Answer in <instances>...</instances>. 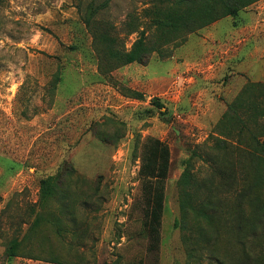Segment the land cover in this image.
I'll use <instances>...</instances> for the list:
<instances>
[{"label": "rangeland", "instance_id": "rangeland-1", "mask_svg": "<svg viewBox=\"0 0 264 264\" xmlns=\"http://www.w3.org/2000/svg\"><path fill=\"white\" fill-rule=\"evenodd\" d=\"M149 1L110 0L102 15L126 49L137 37L125 34L126 15ZM77 3L0 0V264H264V218L253 233L254 213H241L243 245L232 230L235 197L243 187L255 195L253 165H264L244 151L257 147L264 157V137L258 146L217 147L229 103L248 82L264 84V0L109 74L98 69ZM151 139L170 150L157 249L145 225L150 204L140 173ZM188 162L198 192L226 206L210 245L202 236L191 245V232L175 226ZM225 166L234 178L213 173ZM48 176H58V187L42 203L40 180ZM259 193L264 198V182ZM39 213L44 218L30 232ZM187 223L198 230L192 215ZM13 238L34 258L7 256Z\"/></svg>", "mask_w": 264, "mask_h": 264}, {"label": "trees", "instance_id": "trees-1", "mask_svg": "<svg viewBox=\"0 0 264 264\" xmlns=\"http://www.w3.org/2000/svg\"><path fill=\"white\" fill-rule=\"evenodd\" d=\"M254 0H150L149 5L142 11L132 10L126 15L124 21L125 34L137 33L136 39L129 49L125 48L124 37H120L116 27L108 19L103 18L104 11L109 7L110 0H78L77 8L92 35V43L97 56L98 69L103 74H109L113 70L133 62H146L154 51H160L163 46L175 41H181L189 33L195 32L225 15H236L240 9L249 5ZM261 82H248L238 96L229 103L226 111L220 118L217 129L222 137L217 139V147L228 150L235 146L241 148V144L261 145V137H264V95H262ZM131 96L142 98V93L127 89ZM260 91L258 95L256 93ZM152 146L145 162L142 164L140 173L147 181L145 195L149 200L147 218L148 236L151 247L157 249L160 241V229L164 210V184L163 181L168 174L170 165V150L166 143L159 139H151ZM243 149V148H242ZM243 152V150H241ZM263 152V151H262ZM244 153L252 155L254 160L264 161V157L257 151L246 150ZM226 167V166H225ZM216 168L213 173L223 179L234 178L235 171L230 167ZM230 176V177H229ZM246 176V175H245ZM253 183L250 188L255 190L253 197H247L246 187H243L235 197L234 214L232 217L233 232L237 240L243 245L245 237V226L247 220L241 215L244 210L254 213L255 220L251 232H256L259 223L264 218V198L261 190L264 182V165H253ZM211 183L203 181L207 185ZM181 192L179 196L180 220L175 221L181 229L190 231L186 241L198 244L201 236L203 241L212 244V228L217 218L221 217L222 210L218 199L211 196H202L198 190L199 186L195 180L190 162L186 165L179 180ZM58 187V176H48L40 180L41 202H46L49 197L56 193ZM200 187V188H199ZM248 198V199H247ZM192 215L196 219L198 230L192 229L188 223V217ZM44 218L39 213L29 227L32 232ZM57 224L59 219L52 218ZM59 228L58 230H60ZM22 240L13 238L10 240L5 254L7 256L27 255L31 253L21 249ZM216 243V240H215ZM195 247H191L188 258H195ZM52 262L61 263L57 258ZM202 264L201 262H198ZM197 263V264H198ZM110 264H118L113 261ZM217 264V263H216ZM222 264V263H221Z\"/></svg>", "mask_w": 264, "mask_h": 264}]
</instances>
